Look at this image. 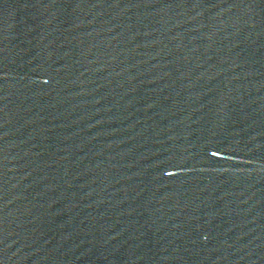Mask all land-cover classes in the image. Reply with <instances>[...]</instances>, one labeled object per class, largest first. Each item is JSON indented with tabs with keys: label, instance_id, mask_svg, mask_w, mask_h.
Returning a JSON list of instances; mask_svg holds the SVG:
<instances>
[{
	"label": "water",
	"instance_id": "1",
	"mask_svg": "<svg viewBox=\"0 0 264 264\" xmlns=\"http://www.w3.org/2000/svg\"><path fill=\"white\" fill-rule=\"evenodd\" d=\"M0 264H264V0H0Z\"/></svg>",
	"mask_w": 264,
	"mask_h": 264
}]
</instances>
